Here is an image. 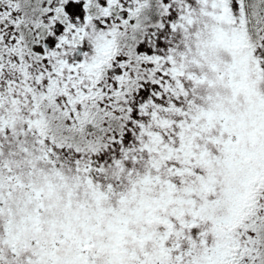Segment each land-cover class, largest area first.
<instances>
[{
  "label": "snow or ice",
  "instance_id": "obj_1",
  "mask_svg": "<svg viewBox=\"0 0 264 264\" xmlns=\"http://www.w3.org/2000/svg\"><path fill=\"white\" fill-rule=\"evenodd\" d=\"M0 264H264V0H0Z\"/></svg>",
  "mask_w": 264,
  "mask_h": 264
}]
</instances>
